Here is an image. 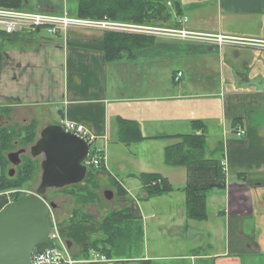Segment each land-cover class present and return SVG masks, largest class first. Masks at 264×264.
<instances>
[{
    "label": "crops",
    "instance_id": "obj_1",
    "mask_svg": "<svg viewBox=\"0 0 264 264\" xmlns=\"http://www.w3.org/2000/svg\"><path fill=\"white\" fill-rule=\"evenodd\" d=\"M177 1L186 30L250 43L213 52L158 40L109 62L103 31L11 37L0 42V110L10 112L11 126L34 122L40 133L67 121L96 138L105 164L94 181L114 194L111 211L131 209L120 245L129 264H264V0ZM78 4L23 0L22 8L77 17ZM122 121L137 124L144 140L130 127L124 141ZM196 121L206 130L207 158L225 162L227 176L224 189L207 194L200 220L187 211L186 169L165 162V148L178 140L155 139L191 134ZM236 128L245 135L237 138ZM141 174L161 175L174 191L147 198ZM64 230L76 253L99 236L93 223Z\"/></svg>",
    "mask_w": 264,
    "mask_h": 264
},
{
    "label": "trees",
    "instance_id": "obj_2",
    "mask_svg": "<svg viewBox=\"0 0 264 264\" xmlns=\"http://www.w3.org/2000/svg\"><path fill=\"white\" fill-rule=\"evenodd\" d=\"M21 0H0V7L18 9ZM173 10L167 9L165 0H79L77 17L81 19L103 20L107 18L113 22H130V20L137 21L151 15L152 18L164 15L169 20H173L172 26H178L175 17H179L182 13L181 7L176 1ZM150 12L152 14H150ZM150 23V22H149ZM1 39H9L11 37L0 34ZM131 38L127 35H118L114 33H105V56L107 61L113 62L119 58V52L123 49L129 48L126 40ZM140 39L141 46L153 40L149 37H134ZM134 40V41H135ZM140 46V45H139ZM138 47V49L142 47ZM135 47V45H134ZM0 62H1V48H0ZM1 112V110H0ZM8 112V110H7ZM137 130L136 140H144L139 132L138 125L133 122H120L121 137L124 141H128L125 134L129 128ZM193 133L175 135V136H158L155 139L173 138L178 140L173 145L165 148V162L170 167H182L187 172V184L183 188L186 194V205L189 216L193 219L205 218V198L214 189H224L226 186V172L222 165V160L219 158H207V138L206 130L202 122H193ZM236 127V126H235ZM25 132V138H22V133ZM13 131L2 130L0 132V163L2 170L8 165V161L4 157V152H11L15 149L12 144L15 138L19 145L29 146L35 140L34 128H25L18 131L16 134ZM17 144V145H18ZM221 145L217 148L220 151ZM103 168V167H102ZM39 163L31 156H24L22 158L21 166L17 167L14 175L11 177L9 173L0 175V192L9 191L12 189H20L26 183L35 178L39 171ZM101 170V169H100ZM97 171L89 170L88 175L84 181V185L79 184L78 190L84 191L92 197V201L98 198L95 194L96 183L94 181L95 173ZM139 179L142 182L144 192L147 196H160L174 191L169 181L159 174H141ZM121 191L120 189H118ZM21 196H15L14 201L21 200ZM46 199V198H45ZM81 211L75 212L71 218V222L76 221ZM90 219L89 221H91ZM133 222L130 208H124L119 211H111L106 218L98 225L99 231L106 235L104 242L97 243L90 241L84 246V250L78 256H86L87 260H92L91 257L97 253L99 257H105V253L110 252L114 240L118 237L124 228ZM103 245V246H102ZM97 246H101L99 248ZM96 264H102L97 262Z\"/></svg>",
    "mask_w": 264,
    "mask_h": 264
},
{
    "label": "water",
    "instance_id": "obj_3",
    "mask_svg": "<svg viewBox=\"0 0 264 264\" xmlns=\"http://www.w3.org/2000/svg\"><path fill=\"white\" fill-rule=\"evenodd\" d=\"M27 149L9 153L8 162L14 167L22 164ZM33 159L43 156L41 178L36 193L4 206L0 211V264H33L32 255H43L54 249L51 241V210L57 205L47 202L49 189H63L85 181L88 169L83 164L89 154L88 144L61 126L44 128L29 149ZM9 172L13 176L15 169ZM106 200L113 198L105 191ZM71 246V243H68Z\"/></svg>",
    "mask_w": 264,
    "mask_h": 264
},
{
    "label": "rangeland",
    "instance_id": "obj_4",
    "mask_svg": "<svg viewBox=\"0 0 264 264\" xmlns=\"http://www.w3.org/2000/svg\"><path fill=\"white\" fill-rule=\"evenodd\" d=\"M165 1H166L167 9H169L171 11L173 10V12H174V6H175L174 3H176L177 0H165ZM22 4H23V0H21L19 6L17 8L24 10L22 8ZM150 14H152V13L150 12ZM181 15H182V13H181ZM180 16L175 17V21H176L178 26H172L171 24H172L173 20L168 21L169 18L168 17L166 18L162 14L160 16H156L155 18H152L151 15H148L147 17L143 18L142 20H137V21L130 20V22H124V23H130V24L141 25V26H148V27L159 28V29L179 30V29H182V26H185V24L183 23V19H185V17H183V16L180 17ZM104 19H107V18H104ZM105 33H112V32H105ZM114 34L127 35V34H119V33H114ZM160 34L161 35H159V36H165L162 33H160ZM198 34H200V32ZM205 35H210L212 40L213 39L216 40V38H217L216 36H221V35H212V34H205ZM127 36H131V38L126 40V43H127V45H129V48L121 50L119 52V57H123V55H125L126 51L129 53V55H132L133 52L136 50V48H138L137 45L138 46L140 45L139 47L146 49V48L154 46L158 40L159 41L160 40H168V41L172 40V39L170 40L167 37H164V38L163 37H152L153 40L150 41L147 44V46L144 47V46H141L142 43H140L141 42L140 39L136 38V40H135L132 38H134V37H149V36H145V35H140V36L139 35H127ZM172 41H176L179 43H186V44L191 43L193 46H206L207 45V46H210L209 48L212 49L213 52H215L217 50L219 52L220 48L223 46V44L219 43V42H214V41L210 42V41H203V40H196V39L192 40V41H180L177 39H173ZM0 42L7 44V42H5L4 39H1ZM134 45H135V47H134ZM0 48H1V46H0ZM142 48H140V49H142ZM178 65H179V63H176V62L174 63V67H175L176 71L179 69V68H177ZM215 78L218 80V76H215ZM8 119H10V112H7L6 110L1 109V112H0V132L2 130H5L7 132L13 131L16 134H18V131H20L21 129H25L27 127L28 128L33 127L34 133H35V140L31 145L25 147V146L19 145L18 144L19 140H17L15 138V140L12 143L15 146V149L11 152L10 151L4 152V157L7 160V156L9 153L17 152L18 150H20L22 148L27 149V153L25 156H30L29 149L38 140L39 135L41 133V132L39 133L40 127L38 126V124H35L34 122L27 124L26 126L22 125V122H21V124H19L17 126H11V122ZM25 134L26 133L23 132L21 137L25 138ZM37 159H38L37 161L39 163V168H40V163L44 159V157L41 156V157H38ZM13 168L14 167L8 162V165H6V168L4 169V170H6V172H4L2 170L1 163H0V175L5 174L7 172L9 173L10 170H12ZM14 169L16 170L17 167ZM94 175H96V173ZM40 178H41V169H39L35 178L32 179L30 182L26 183L22 188L12 189L9 191H1L0 192V209L4 206V204L6 202L14 201L16 195L21 196L23 198L26 193L35 194L36 190L40 184ZM94 178L96 179V177H94ZM102 183L99 185H97V183H96L97 186L95 188V194L97 195L98 198L94 199V201H92V197L91 196L89 197V195H87L86 192L78 190L77 187H73V186L66 187L63 189H49V190H47L46 195H45L47 202L49 203L52 201L57 205L56 209L53 210V212L51 213V218H53L52 223L54 222L55 229L57 228V233L59 235V236H57V239H56L57 254L53 258V261L56 264H58L59 262L60 263L67 262V264H69V261H72L73 262L72 264H96L97 262H101L102 264H129L130 263L129 262L130 260H126L127 258L126 259L122 258L123 253H125V251H124L125 247L120 246L121 243L123 242L122 239L126 236L127 233L129 236V232L126 231L127 230L126 228H124L126 230L123 229L122 233H120L118 235V237L114 240V242H112L113 247L111 250H109L110 252L105 253V257H99V256H97V253H95L91 257L92 260H87L86 256H83V257L78 256L84 250V246L89 244L90 241L93 240V241H96L97 243L100 244V243L104 242L102 240H105L107 238L106 235L102 231H99L98 225L106 218V217L103 218L105 213H107L113 209H116V208H113V204L116 201L114 200L115 196H113V198L111 200H106V198L104 197V192L108 191V190H105V183H103V184ZM81 184L84 185V182H82ZM120 192H122L121 194H125L123 191H119L117 189V192H116L117 196L120 195L119 194ZM109 206H111L112 209ZM78 211H81L80 214L78 215L79 217L76 218L77 219L76 221L71 222L72 216H74V213L78 212ZM90 219H92V220L89 221ZM68 223L69 224L79 223V224H84V225H88V224L93 223V224L97 225V227H98L99 236H96V237L91 236L90 240L86 241L87 243L83 246L82 250L79 251L78 253H76L77 251H75L74 248L73 249H71L70 247L64 248V242L67 241V239H66L67 231L64 230V227ZM61 224H62V226H61ZM63 225H64V227H63ZM97 247L102 248L101 246H97Z\"/></svg>",
    "mask_w": 264,
    "mask_h": 264
},
{
    "label": "built area",
    "instance_id": "obj_5",
    "mask_svg": "<svg viewBox=\"0 0 264 264\" xmlns=\"http://www.w3.org/2000/svg\"><path fill=\"white\" fill-rule=\"evenodd\" d=\"M187 22V18L183 19L184 24H186ZM72 28L99 30L103 32H112L127 35H145L163 38L167 37L170 40L177 39L180 41H192L196 39L210 42L214 41L222 44L234 43L240 45L250 43V41L224 36H216V40H212L210 35L201 33L198 34L196 32L188 31L184 28V26H182V29L179 30L159 29L148 26L134 25L130 23L113 22L107 19H81L78 17H71L69 15L33 13L27 12L26 10L22 9L0 7V34H4L5 36H26L35 34L37 32H45L49 35L56 36L58 34L66 33L69 29ZM160 33L164 34L165 36H159L161 35ZM181 75L182 73H179L176 77V80H178ZM59 126H61L64 131L74 134L88 144L89 154L86 160L83 162L87 169L93 171H99L100 169H102L105 164V151L101 146H97L96 138L91 135L84 126L78 125L76 123L64 121L61 122ZM235 135L237 136V138H241L245 135V131L236 128ZM222 165L225 167L226 163L222 162ZM30 195L33 194L26 193L24 197ZM12 202L14 201L6 202L4 206ZM52 212L53 211L51 210V213ZM57 236L59 235L57 233V228L55 229L53 222L51 241L54 244V249L52 251H47L43 255H39L34 252L32 255L33 264H56L53 261V258L57 254ZM64 248H68L67 241L64 242ZM72 263V261H69V264ZM58 264H67V262H59Z\"/></svg>",
    "mask_w": 264,
    "mask_h": 264
},
{
    "label": "flooded vegetation",
    "instance_id": "obj_6",
    "mask_svg": "<svg viewBox=\"0 0 264 264\" xmlns=\"http://www.w3.org/2000/svg\"><path fill=\"white\" fill-rule=\"evenodd\" d=\"M25 155L22 156V158L24 157ZM41 157V156H40ZM11 171V170H10ZM89 171V170H88ZM67 246H68V241H67ZM69 247V246H68Z\"/></svg>",
    "mask_w": 264,
    "mask_h": 264
}]
</instances>
